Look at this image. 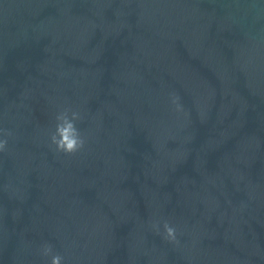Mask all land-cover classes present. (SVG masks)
Wrapping results in <instances>:
<instances>
[{"label":"water","instance_id":"obj_1","mask_svg":"<svg viewBox=\"0 0 264 264\" xmlns=\"http://www.w3.org/2000/svg\"><path fill=\"white\" fill-rule=\"evenodd\" d=\"M52 256L264 264V0H0V264Z\"/></svg>","mask_w":264,"mask_h":264},{"label":"clouds","instance_id":"obj_2","mask_svg":"<svg viewBox=\"0 0 264 264\" xmlns=\"http://www.w3.org/2000/svg\"><path fill=\"white\" fill-rule=\"evenodd\" d=\"M73 115L75 116L76 113H73ZM71 127L72 126L69 123L63 129L58 128V131L60 132V139H53V142L56 144L57 149L63 150L65 152H73L83 145L84 141L76 137L75 135H73L70 141L67 140L65 133L67 129H70ZM165 232L169 239L175 240V230L173 228L169 227L168 225H165ZM47 251L48 250L45 249V252ZM61 259L62 258L60 256H52L51 264H61Z\"/></svg>","mask_w":264,"mask_h":264}]
</instances>
